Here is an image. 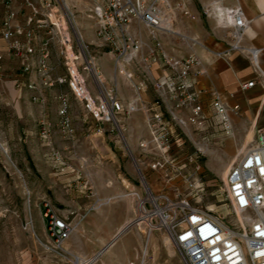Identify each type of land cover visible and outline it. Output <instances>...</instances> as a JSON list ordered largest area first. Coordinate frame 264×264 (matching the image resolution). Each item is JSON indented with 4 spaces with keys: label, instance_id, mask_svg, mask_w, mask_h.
I'll list each match as a JSON object with an SVG mask.
<instances>
[{
    "label": "built area",
    "instance_id": "2783aa9c",
    "mask_svg": "<svg viewBox=\"0 0 264 264\" xmlns=\"http://www.w3.org/2000/svg\"><path fill=\"white\" fill-rule=\"evenodd\" d=\"M86 1L96 26L97 47L99 50L108 48L105 53L114 58V73H126L131 79L125 66L133 65V69L140 73L138 80L132 82L137 95L139 91L152 87L155 98L141 102L139 96L128 100L120 93L116 79L112 85L108 83L104 70L90 50V43L84 41L76 29L77 25L69 17L67 20L75 31L82 58L78 64L91 74L96 84L97 93L88 91L80 81L76 59L66 49L68 33L62 15L67 14V9L62 0H6L0 31L8 43L9 52L22 61L23 71L37 77L26 84L28 89L37 92L32 95V100L44 103L46 100L40 94L41 88L51 89L69 83L73 90L77 87L80 91L77 97L98 120L104 123L109 116L119 127L123 117L139 110L141 102L146 106L147 124L153 136L149 140H140L139 149L145 154L159 155V159H154L153 167L173 164L175 159L171 152L177 142L170 120H176L177 125L183 128H199L208 123L209 118L195 83L197 76L206 73L201 60L195 55L172 56L164 43V36L179 33L175 29L178 15L181 20L196 18L188 8L189 0L175 3L172 0ZM18 3L23 6L38 3L25 25L14 22ZM203 13L214 18L218 28L233 31L232 38L236 43L230 44L232 46L219 56L227 58L234 48L244 53L240 42L247 33L250 20L240 3H207L203 6ZM144 33L147 38H144ZM194 41L198 43L197 39ZM54 48H58L65 58L67 75L56 74ZM2 59L3 54H0ZM155 67L162 71L161 76L154 74ZM256 85L261 86L264 92L263 73L257 79L240 80L238 86L247 92ZM57 99L60 101L58 112L62 125L71 132L70 98L68 94L60 93ZM210 104L230 131V111H238L241 105L236 103L231 108L216 91L211 92ZM42 126L43 134L49 135L50 122L42 120ZM251 139L238 150L222 178L221 189L227 207L216 210L212 206H196L185 198L171 197L167 193L155 194L145 185L142 190L128 189L127 194L135 200L134 216L128 227H135L147 237L162 231L178 249L185 264H264V127ZM50 218L49 236L58 251L63 249V243L71 237L75 227L69 214L52 212ZM72 264L105 263L87 258ZM140 264H144V259Z\"/></svg>",
    "mask_w": 264,
    "mask_h": 264
},
{
    "label": "rangeland",
    "instance_id": "374dc122",
    "mask_svg": "<svg viewBox=\"0 0 264 264\" xmlns=\"http://www.w3.org/2000/svg\"><path fill=\"white\" fill-rule=\"evenodd\" d=\"M5 1L3 3L6 7ZM64 1H62L63 4ZM176 1L178 0H172V3ZM68 3L69 10L65 11L67 14L62 15L68 33L66 49H69L77 61L76 65L80 70V81L83 87L94 94L97 93L91 74L78 64L79 59L82 60V58L78 52L75 31L71 29L67 20L69 17L72 18L74 25H77L76 29L84 41L90 43V50L96 56L97 64H100L103 69L100 57H108L110 60L109 73L104 70L105 68L103 69L107 82L112 85L116 79L124 98L131 100L140 96L141 102L145 101L142 93L147 92L149 88L139 91V96L137 95L132 82L138 80L140 73L133 69V65L125 66L131 79L126 73L116 75L114 58L111 54L105 53L108 48L99 50L97 47L96 26L90 13L89 3L86 0H68ZM20 6L21 3L16 4L17 15L14 22L25 25L34 7H38V3L30 6L22 5V8ZM25 7L29 8V12L24 22H21V13ZM212 19L215 21L214 18ZM182 21L184 20H181L178 15L176 30L180 28ZM2 23L3 18L0 21V28ZM222 30L227 31L229 35L233 34L232 29ZM177 31L179 33L174 36H164L168 53L175 57L180 56L179 50H181L180 31ZM144 38H147L146 33ZM197 41L198 43L194 41L193 45L203 46L202 42L198 39ZM234 43H236L235 39L232 38L231 44ZM240 45L252 46L254 43H246L243 38ZM207 48L211 50L208 46ZM236 51L243 55L246 65H249L253 72V76L247 78L248 80L257 79L259 74H264V49L260 54L262 64L255 63L249 53H242L235 48L231 50V52ZM215 53L218 57L219 52ZM54 55L56 56L53 61L58 70L56 74L67 75L65 58L62 57L58 48H54ZM13 56L18 59L20 68L25 73L20 58ZM56 88L58 91L53 98L58 103V111L60 101L57 95L66 93L70 102L73 98L82 105L90 121L84 122L82 117H79L77 107L74 111V120L69 112L71 132L64 129L59 112V119L52 121L47 114L48 105L45 106L47 101L45 93L48 90L46 88L40 89V94L46 101L37 103L44 108L42 112L43 115H47L46 118L41 116L35 118L28 113V116L22 119L17 106H0V264H72L87 258L91 259L82 253L66 255L61 248L58 251L55 249L48 230L50 215L52 212L59 215L69 214L74 223V232L63 243L64 249L65 245L70 243L76 249H88L90 245L96 244L100 237V223L103 218L72 215L69 206L88 204L87 199L106 187H111L113 184L110 182L114 183V179L121 171L124 173L129 171L135 177V183L142 189L147 185L155 194L167 193L171 197L188 199L196 206H212L216 210H222L227 207L221 189L225 172L244 143L252 140L257 131L264 127V92L261 86L256 85V89L243 92L235 84L229 93L227 91L220 93L222 99L231 108L236 101L241 104V109L238 111H230L231 130L227 131L208 100L206 104L204 103V110L209 116L208 123L199 128L191 126L183 128L177 125L176 120H170L168 116V120L174 127V140L177 142L171 152L175 160L173 164L169 163L164 167H153L154 159L156 157L159 159V155L145 154L138 147L140 140H149L153 136L147 124L146 106L140 102L139 110L131 114L141 115L139 121L131 116L123 117L119 127L112 123L109 116L102 123L96 115L88 111L83 101L77 97L80 92L77 87V90H73L68 83L51 89ZM127 89L132 96L127 94ZM199 94L202 97L201 93ZM261 104L263 109L259 113ZM42 120L49 121L51 125L47 136L43 134ZM128 126H135V129L129 131ZM63 131L75 132L74 137H66ZM110 149L114 154L109 152ZM114 159L117 164L119 161L122 164L121 171L120 164H115ZM104 177L107 178L105 182H103ZM129 184V180L122 184L123 195L128 193L126 186L132 187ZM84 227L87 234L82 230ZM87 230L92 232L89 233ZM169 244L172 253L170 264L174 262L185 264L178 249L172 243L169 242Z\"/></svg>",
    "mask_w": 264,
    "mask_h": 264
},
{
    "label": "crops",
    "instance_id": "0c3cea01",
    "mask_svg": "<svg viewBox=\"0 0 264 264\" xmlns=\"http://www.w3.org/2000/svg\"><path fill=\"white\" fill-rule=\"evenodd\" d=\"M3 1L4 0H0V21L5 15L6 7ZM212 2L222 3L224 5H234L237 2L240 3L250 20V26L247 29L248 33L244 37V41L246 43H254L252 46H243L245 47L243 52L251 54L255 63L262 64L260 54L264 49V0H189L188 8L196 18H186L184 21L180 22L181 26L177 29L180 31L181 37V50H179L180 56L178 57L195 55L201 60V64L206 70V73L197 76L195 78V83L205 104L207 100H211L212 91H221V94L223 93L222 91H227L229 93L232 91L235 84L239 85L240 80H247V78L249 79L253 76L252 70L249 68V65H246L245 59L239 51L231 52L227 57L228 59L220 56L217 57L215 52L221 53L231 47L232 35L227 34V31L219 29L212 18H208L204 15V4ZM28 12L29 8L25 7L24 11L21 13V22H24ZM194 39H198L202 42L203 46L193 45ZM207 46L211 50H208ZM0 53L4 56L0 61V106H17L19 109V116L22 119L28 116V113L32 114L35 118H38V116L46 118L47 115H43L42 112L44 108L31 100L32 95L36 92L26 87L28 82L37 79L36 75L22 72L18 59L9 52L8 43L1 34ZM100 60L103 69L105 68L104 70L109 73L111 62L108 57H100ZM154 74H156V76H161L162 71L155 67ZM253 89H256V86L251 90ZM57 91L58 88H48L45 93L47 100L45 106L48 105V112H46L52 121L58 120L60 117L58 115V103L55 102L53 98ZM127 92L129 96H132L129 89H127ZM155 95V89L152 87H150L147 92L145 91L142 93V97L146 101L153 100ZM75 102L76 101L72 98L70 110L72 120L75 119L74 111L75 107H77L79 117H82L84 122L90 121V119H88L90 117L85 113L82 105L79 102ZM236 103L240 104L237 101L235 104ZM262 109L263 104L259 106L258 112L260 113ZM131 117L137 120L141 119V115L135 114L131 115ZM134 129L135 126H128L129 131ZM63 133L66 134L68 138L74 137L75 134V132L69 133L66 131H63ZM110 150L111 151H108L114 154L112 149ZM118 163L120 165L117 164L115 160V164L119 165L121 171L122 164L120 161ZM103 179V182L107 180L106 177ZM126 180H129V185L132 186H127L126 190L132 188L142 190V187L135 183L136 179L129 171L125 173L121 171L117 178L114 179V183L110 182V184L113 185L111 187H106L93 197H89V199H87L88 204H83V206L79 204L69 206L72 215H86L85 217L88 218L98 216L103 218V221L100 223V237L96 244L90 245L88 249H76L75 246H72L70 243L65 245V249H62L64 254L73 255L72 253H82L85 257L88 256L91 259H96L95 257L100 255L97 260L105 264H129L130 262L140 264L142 259H144V264H170L172 253L165 233L156 231L147 237L144 232L135 227H128V223L134 216L135 200L131 195L122 194V184H124ZM82 230L87 234L85 227ZM87 231L89 233L92 232L91 230ZM173 264H178V262H174Z\"/></svg>",
    "mask_w": 264,
    "mask_h": 264
},
{
    "label": "bare ground",
    "instance_id": "6f19581e",
    "mask_svg": "<svg viewBox=\"0 0 264 264\" xmlns=\"http://www.w3.org/2000/svg\"><path fill=\"white\" fill-rule=\"evenodd\" d=\"M63 1V0H62ZM64 5H65V8L67 9V10H69V3H68V0H65L64 1ZM243 47V46H242ZM244 48L245 47H243V48H241V50L242 51H244ZM254 50V49H253ZM257 50V49H256ZM255 51V50H254ZM100 255H98V256H96L95 258L97 259L98 257H99Z\"/></svg>",
    "mask_w": 264,
    "mask_h": 264
}]
</instances>
